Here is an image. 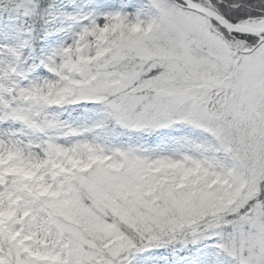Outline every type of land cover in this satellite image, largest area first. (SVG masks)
<instances>
[{"label":"trees","instance_id":"obj_1","mask_svg":"<svg viewBox=\"0 0 264 264\" xmlns=\"http://www.w3.org/2000/svg\"><path fill=\"white\" fill-rule=\"evenodd\" d=\"M102 1L0 0V25L24 45L22 74L44 64L56 71L43 47L47 34L65 22L89 21L92 40L82 38L61 70L68 92L62 101L40 99L34 113L37 128L83 124L105 139L89 168L72 165L49 190L16 172L1 175L11 213L18 210L27 226L42 222L65 245L34 256L0 226V264H264V143L249 149L221 121L202 128L177 114L168 98L177 93V31L149 0H111L120 4L112 10L116 21L99 34L93 18ZM209 1L231 22L264 16V0ZM133 3L151 17L148 29L127 21L125 6ZM220 30L226 40H257ZM155 48L165 53L145 55ZM155 146L171 148L184 162L134 172L123 158ZM112 152L118 161L106 164ZM215 173L223 179L213 181Z\"/></svg>","mask_w":264,"mask_h":264},{"label":"rangeland","instance_id":"obj_2","mask_svg":"<svg viewBox=\"0 0 264 264\" xmlns=\"http://www.w3.org/2000/svg\"><path fill=\"white\" fill-rule=\"evenodd\" d=\"M149 1L179 37L177 93L175 90L168 95L177 107V114L202 128L206 123L221 121L235 130L242 145L249 149L264 143V42L258 38L255 42L233 37L226 40L220 34L221 26L181 4L172 0ZM192 1L213 8L209 0ZM119 6L111 0L102 1L99 14L93 18L99 34L114 25L116 14L112 10ZM125 9L129 13L127 21L134 29L151 26V17L141 14L138 4H127ZM85 25L89 21H69L47 34L43 47L51 54L48 62L57 67L56 71L44 64L29 68L25 74L19 71V51L24 48L20 36L10 32L8 26L0 25V226L10 227L13 237L38 257L56 254L64 247V239L42 222H29L27 226L18 210L11 213L12 204L6 197L1 175L16 172L37 188L49 190L56 177L70 172L72 165L89 168L92 155H99L105 146V139L83 124L73 129L64 122L52 129L37 128L39 120L34 113L40 99L51 97L62 101L68 92L69 85L61 70L70 52L79 49L82 38L92 40ZM162 52L165 53L155 48L145 55ZM121 145L118 143V148ZM116 155V152L106 155V164L117 162ZM123 158L134 172L184 162L171 148L158 146L140 156L126 152ZM210 177L213 181L223 179L217 173ZM252 258L253 263L259 262V255ZM171 264L193 263L175 260Z\"/></svg>","mask_w":264,"mask_h":264},{"label":"water","instance_id":"obj_3","mask_svg":"<svg viewBox=\"0 0 264 264\" xmlns=\"http://www.w3.org/2000/svg\"><path fill=\"white\" fill-rule=\"evenodd\" d=\"M178 1L181 2V4L188 10H192L196 13L208 17L209 19L215 21L216 23H218L225 29L232 31L233 33L258 36L260 39H262L261 36L264 35V28L260 30L250 29L245 27L243 24L239 22L236 23L231 22L226 17L219 14L217 11L202 6L200 4H197L191 0H178Z\"/></svg>","mask_w":264,"mask_h":264},{"label":"bare ground","instance_id":"obj_4","mask_svg":"<svg viewBox=\"0 0 264 264\" xmlns=\"http://www.w3.org/2000/svg\"><path fill=\"white\" fill-rule=\"evenodd\" d=\"M242 24L250 29H255V30H260L264 28V19H260L259 21L255 20H248V21H243Z\"/></svg>","mask_w":264,"mask_h":264}]
</instances>
